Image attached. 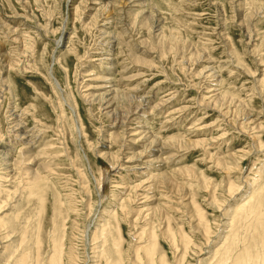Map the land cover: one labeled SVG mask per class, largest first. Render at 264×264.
I'll return each instance as SVG.
<instances>
[{
  "label": "rangeland",
  "instance_id": "rangeland-1",
  "mask_svg": "<svg viewBox=\"0 0 264 264\" xmlns=\"http://www.w3.org/2000/svg\"><path fill=\"white\" fill-rule=\"evenodd\" d=\"M0 211V264H264V0H0Z\"/></svg>",
  "mask_w": 264,
  "mask_h": 264
},
{
  "label": "bare ground",
  "instance_id": "bare-ground-1",
  "mask_svg": "<svg viewBox=\"0 0 264 264\" xmlns=\"http://www.w3.org/2000/svg\"><path fill=\"white\" fill-rule=\"evenodd\" d=\"M62 41V40H61ZM140 60V59H139ZM52 77V76H51ZM56 84L58 85V82L56 81ZM59 86V85H58ZM132 89V88H131ZM117 92V91H116ZM95 93V92H94ZM92 96V95H91ZM108 103V102H107ZM225 104V103H224ZM106 106V105H105ZM243 132V131H242ZM23 133V132H22ZM133 135V134H132ZM125 137V136H124ZM151 137V136H150ZM148 139V138H147ZM149 140V139H148ZM153 141V140H152ZM149 142V141H148ZM152 143V142H151ZM165 145V144H164ZM176 148V147H175ZM103 149V148H102ZM103 152H105V151H103L102 150V152H101V154L103 153ZM141 152V151H140ZM103 154H105V153H103ZM154 154V153H153ZM133 158V157H132ZM127 162V161H126ZM131 168V167H130ZM38 179H39V176L38 177H36V176H34V180L35 181H38ZM253 195V194H252ZM256 196V195H255ZM254 197V196H253ZM252 197V198H253ZM260 197V196H259ZM251 199V198H250ZM254 201H255V199H253ZM261 200V199H260ZM250 201V200H249ZM253 202V201H252ZM247 203H248V200H247ZM249 203H251V202H249ZM248 203V204H249ZM246 204V203H245ZM245 204H243V205H245ZM248 204H247V206H248ZM254 204V203H253ZM259 202H258V208H259ZM250 205V204H249ZM251 206H252V203H251ZM257 206H252V207H250V210H249V215L251 216L252 214H254V210L256 209L255 207H257ZM261 207V206H260ZM241 209H243V210H241V211H244L245 212V214L247 215V213H248V209H246L245 207H240ZM262 210V209H261ZM258 211V210H257ZM1 212V211H0ZM257 214V213H256ZM261 214V213H260ZM259 216V215H258ZM259 218V217H258ZM247 219V218H246ZM257 221V220H256ZM263 221V220H262ZM240 222V221H239ZM258 223H260L261 224V221L259 222V221H257ZM264 222V221H263ZM256 223V222H255ZM251 224H252V222H251ZM260 224H258V225H260ZM249 225H250V223H249ZM256 225V224H255ZM254 225V226H255ZM261 226H259V228H260ZM243 228V227H242ZM247 228V227H246ZM119 229V228H118ZM264 229V228H263ZM255 230V229H254ZM261 230V229H260ZM96 232H98V231H96ZM255 232V231H254ZM98 233H96V235H97ZM57 236V235H56ZM251 237H252V235H251ZM258 237H259V235H258ZM261 238H262V236H261ZM245 240V239H244ZM260 240V239H259ZM263 240V239H262ZM243 241V240H242ZM256 241V240H255ZM250 242V241H249ZM56 245V244H55ZM59 245V244H58ZM248 245V244H247ZM259 245H261V243L259 244ZM253 246V245H252ZM56 247V246H55ZM59 247V246H58ZM261 247H262V245H261ZM62 248V247H61ZM263 248V247H262ZM55 249V248H54ZM60 248H56L55 249V253H54V255H53V259L51 260L53 263L52 264H59V260L56 258L57 256V253H58V251H61V249L59 250ZM245 249V248H244ZM263 250V249H262ZM261 250V251H262ZM154 251H155V245H153L152 247H150V248H148V250L146 251V252H148V253H146V255L145 256H147V257H149V259L150 260H152V261H150L149 262V264H154V258L152 259V257H154L155 256V254H154ZM264 251V250H263ZM228 252H229V254H227V251H226V253H224V255H223V257H220V258H218L217 259V262L215 261V263H213V264H228V262H230V264H250V262H248V260L250 261V259H251V257H253V253L252 252H250V248L249 249H245V251H243V252H241L240 254H238V255H231L230 254V250L228 249ZM258 252V251H257ZM263 253V252H262ZM25 254V253H24ZM23 254V255H24ZM61 254V253H60ZM147 254H149V256L147 255ZM225 254H227V255H225ZM22 255V256H23ZM154 255V256H153ZM28 256V255H27ZM63 256V255H62ZM61 256V257H62ZM234 256V257H233ZM245 256H249V257H245ZM146 257V259H148ZM20 259V258H19ZM23 259V261H24V263H25V258H22ZM149 259H148V261H149ZM260 259V258H259ZM48 261V260H47ZM120 261H121V259H120ZM258 261V260H257ZM261 261H262V259H261ZM48 262H50V261H48ZM61 262H62V260H61ZM61 262H60V264H61ZM122 262V261H121ZM207 261H203V263L202 264H207L206 263ZM21 263H23V262H21ZM258 263V262H257ZM263 263V262H262ZM17 264V263H16ZM50 264V263H49ZM212 264V263H211ZM259 264V263H258Z\"/></svg>",
  "mask_w": 264,
  "mask_h": 264
}]
</instances>
